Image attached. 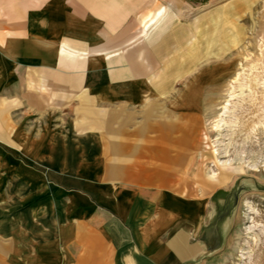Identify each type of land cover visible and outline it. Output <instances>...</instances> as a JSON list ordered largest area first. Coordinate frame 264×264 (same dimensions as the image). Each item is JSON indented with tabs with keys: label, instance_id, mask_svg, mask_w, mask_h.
Returning a JSON list of instances; mask_svg holds the SVG:
<instances>
[{
	"label": "crops",
	"instance_id": "0c3cea01",
	"mask_svg": "<svg viewBox=\"0 0 264 264\" xmlns=\"http://www.w3.org/2000/svg\"><path fill=\"white\" fill-rule=\"evenodd\" d=\"M166 1L0 0V264L221 251L227 210L211 218L181 158L198 103L150 101L196 79V25Z\"/></svg>",
	"mask_w": 264,
	"mask_h": 264
},
{
	"label": "rangeland",
	"instance_id": "374dc122",
	"mask_svg": "<svg viewBox=\"0 0 264 264\" xmlns=\"http://www.w3.org/2000/svg\"><path fill=\"white\" fill-rule=\"evenodd\" d=\"M174 4L175 19L196 25V79L182 76L150 101L198 103L181 145L190 155L181 158L195 165L193 192L209 198L211 218L227 210L210 264H264V0ZM187 38L182 33V45Z\"/></svg>",
	"mask_w": 264,
	"mask_h": 264
},
{
	"label": "bare ground",
	"instance_id": "6f19581e",
	"mask_svg": "<svg viewBox=\"0 0 264 264\" xmlns=\"http://www.w3.org/2000/svg\"><path fill=\"white\" fill-rule=\"evenodd\" d=\"M217 121V120H216ZM218 122V121H217ZM219 123V122H218ZM215 152V151H214ZM241 159V158H240ZM224 164V162H222ZM221 164V163H220ZM227 164V163H226ZM222 165V164H221ZM225 165V164H224ZM253 165V164H252Z\"/></svg>",
	"mask_w": 264,
	"mask_h": 264
}]
</instances>
